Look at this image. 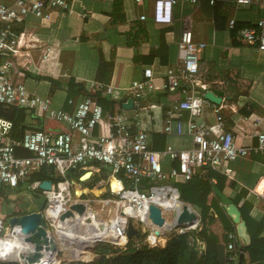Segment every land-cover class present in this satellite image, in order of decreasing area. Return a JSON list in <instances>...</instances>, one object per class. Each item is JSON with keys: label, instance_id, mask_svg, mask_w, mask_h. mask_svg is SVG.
<instances>
[{"label": "built area", "instance_id": "obj_1", "mask_svg": "<svg viewBox=\"0 0 264 264\" xmlns=\"http://www.w3.org/2000/svg\"><path fill=\"white\" fill-rule=\"evenodd\" d=\"M141 1L135 0L138 5ZM220 1L223 0H209V3ZM198 2L199 0H154L151 20L157 25H170L173 22V9L176 5L195 6ZM262 5L264 6L263 0ZM56 9L68 12L69 2L67 0H0V105L27 109L34 115L44 116L62 127L52 130H23L16 139L12 136L13 122L0 117V186L16 190L20 188V191L26 187L43 195L45 206L39 212L46 222V231L52 234L56 231L59 217L70 204L80 201L83 194L75 196L74 182L66 177V172H74L90 164H96L102 169L110 167L109 172L103 171L107 173L104 184L108 186L109 193L117 197V202H121L125 209L137 208L140 214L125 217L122 213L124 207L121 206L118 210V220L110 224L105 222L107 239L113 246L126 249L127 223L132 220L134 227H140L138 232L147 231L143 240L140 236L132 238L135 240L133 247L135 249L158 247L148 246V240L154 239L151 228L147 226V221L152 223L149 207L160 209L164 223L166 216L163 212H170L171 221L174 222L175 211H166L161 204L152 199L154 197L156 200L168 199L170 192L176 193L178 199L180 197L177 188L165 182L167 177L175 184H184L196 176L199 170L207 168L223 175H230L229 163L250 158L255 154L264 157V132L259 130L260 122L256 120L246 125L249 128H246L244 134L256 138V142L243 146L235 144L233 129L225 130V118L221 114L223 109L220 104L212 103L213 123L203 117V107L210 106L211 102L204 98L203 92H192V85L200 69L199 53L205 49L206 44L193 40L188 23L183 27L177 43L179 63L175 68L167 70L165 86L170 93L180 89L184 98L169 105V117L164 124L163 133L177 138L189 137L191 142L189 147L175 149L171 145H166L161 151L154 150L146 131L137 128L138 120L134 123L135 119L124 113L112 115L91 96H79L77 100L69 99L66 109L53 108L48 98H41L28 92L15 72V67L19 51L26 46L25 32L20 31V27L31 17L43 18ZM145 19L144 15L139 17L140 21ZM228 25L231 30L234 29V21H230ZM237 35L241 45L252 46L264 52V16L258 17L248 28L239 30ZM153 89L152 70L146 67L142 79L133 81L128 92L129 99H132L138 112L147 109L141 104ZM104 90L114 98L115 90L112 87L105 86ZM185 114L187 118H184ZM101 124L109 126V134L91 137V132ZM167 159L170 162H178V169H171L169 174L164 170ZM42 169H50L53 178L55 173L59 176L50 191L41 190L40 181L28 182L33 173ZM110 178L120 185L119 191L112 192ZM144 182L146 186L141 185L139 187L141 191L138 186ZM259 195L264 198V192ZM1 221L0 247L2 241L9 235L14 236L9 228L6 230L3 227ZM198 224L199 222L194 229L199 228ZM169 226L163 224L162 227H155L164 235L166 232L164 228ZM169 232L171 238L185 235L188 231L184 226H175ZM118 242H121L120 245ZM196 242V249L199 252L204 251V243L199 239H196ZM237 245L240 244L236 234L227 233V244L224 246L225 259L228 255L227 260L232 264L238 263V256L241 253L237 251ZM0 253H2L0 264H22L19 260H12L8 253ZM252 264H264V261Z\"/></svg>", "mask_w": 264, "mask_h": 264}, {"label": "crops", "instance_id": "obj_2", "mask_svg": "<svg viewBox=\"0 0 264 264\" xmlns=\"http://www.w3.org/2000/svg\"><path fill=\"white\" fill-rule=\"evenodd\" d=\"M68 2V12L56 9L43 18L31 17L20 27V31L25 32L26 46L19 51L15 72L28 92L48 98L55 109H66L69 99L77 100L80 96L70 93L63 85L72 79L86 91L106 93L105 86H110L115 90L114 98L106 94L113 100L125 99V103L129 99L131 83L141 80L143 70L150 67L154 89L141 104L147 109L138 112L133 104L132 109L126 110L122 103L115 115L124 113L134 118V123L138 120L137 128L146 131L154 150L161 151L166 145L175 149L187 148L191 144L189 137L166 136L163 127L169 117V105L184 98L181 92H167L165 86L167 70L179 63L177 43L183 27L188 23L193 40L206 44L199 53L200 69L192 85L197 90L192 92L211 90L222 94L220 105L225 118L224 128L227 131L233 129L236 145L255 144L256 138L244 134L249 128L246 125L251 122L259 120V130L264 132V52L241 45L237 34L235 41L238 44L234 45L228 25L234 21V24H248L240 30L248 28L258 17L264 16L262 0H223L214 4H210L209 0H199L195 6L178 4L173 9V22L167 26L157 25L151 20L154 0H142L140 5L135 0H121L123 18H117L115 23L112 22L114 0ZM141 15L146 17L145 21L139 20ZM215 60L219 72L214 69ZM49 79L63 86H53ZM226 103H233L234 107L224 106ZM212 109V103L202 109L203 117L210 123L214 122ZM184 118H187L186 114ZM40 119L45 121L41 123ZM23 120L29 131L36 128L62 129L54 121L34 115L27 109H24ZM109 132V126L101 124L91 132V137L107 136ZM229 168L230 175L214 170L226 177L228 184L224 194L213 187V197L225 211L214 189L234 205L241 195H245L241 203L246 201L251 206L249 216L259 222L264 216V198L259 195L264 192V157L255 154L247 159H238L229 163ZM104 169L90 164L76 170L78 174L89 175L85 180H80L81 175H77L78 183L84 184L78 186L81 190L85 189L82 196L92 191L87 187L92 177L96 176L100 185L104 184L108 172ZM171 169H178L177 161H165V172L169 174ZM103 171H106L105 177ZM166 181L167 184H175L168 177ZM212 182L216 183V180L213 178ZM21 196L22 192L18 190V197ZM27 198L34 205V199ZM260 237H264V231Z\"/></svg>", "mask_w": 264, "mask_h": 264}, {"label": "trees", "instance_id": "obj_3", "mask_svg": "<svg viewBox=\"0 0 264 264\" xmlns=\"http://www.w3.org/2000/svg\"><path fill=\"white\" fill-rule=\"evenodd\" d=\"M121 0H114L112 22L115 23L117 18H123ZM248 26L244 23H235L234 29L231 30L233 44L237 45L235 41V34L243 28ZM100 69V67H99ZM53 86H65L67 91L80 96L96 97L97 103L107 111L115 115L122 107L123 100H113L106 93L102 91H86L80 84H76L74 80L70 79L65 84L49 79ZM180 89H177L174 94H179ZM24 109L0 105V116L5 117L13 122L12 136L19 138L23 130L28 129L23 120ZM41 123L44 119L39 120ZM42 128H36V130ZM60 129V128H54ZM199 173L190 181L184 184H174L179 192V199L184 203L196 204L201 208V229L197 233V239L205 245V250L199 252L197 249L189 246L185 235L172 236L164 248H146L135 249L131 247V242L128 243L126 249H119L113 252L111 263L107 261L104 256L89 263V264H217L216 263V247L218 244H227V233H235V225L227 216L226 212L218 205V202L213 197V187H216L221 193L228 184V179L214 170L207 168L201 169ZM216 183L212 182V179ZM58 179L52 177V171L49 169H42L33 173L28 182L34 181H50L55 184ZM17 190H20L17 189ZM83 191V189H82ZM224 194V193H223ZM212 196V197H211ZM245 195H241L239 200L235 202L242 220L245 222L248 233L251 238L249 247H241L237 245V251L243 252L245 260L243 264H252L264 261V237L260 235L264 231V216L257 222L249 216L251 206L246 202H242ZM241 203V206H240ZM210 213L212 215L210 216ZM27 214V213H24ZM196 226V222L186 225V228L192 230ZM105 257H108L105 255ZM110 259V258H109ZM227 258L226 264H232ZM72 264H84L73 262Z\"/></svg>", "mask_w": 264, "mask_h": 264}, {"label": "water", "instance_id": "obj_4", "mask_svg": "<svg viewBox=\"0 0 264 264\" xmlns=\"http://www.w3.org/2000/svg\"><path fill=\"white\" fill-rule=\"evenodd\" d=\"M204 98L213 104H221L222 94L211 90H202ZM123 108L130 110L133 108L132 99L126 100L123 103ZM106 171H110V167H105ZM105 177V172H103ZM83 177L80 178L82 180ZM52 183L50 181H43L40 184V189L43 191H50ZM216 195L219 197L221 203L224 205L226 214L231 217L232 222L235 225V234L237 241L241 247H249L251 244V238L248 233L245 222L242 220L240 212L237 210L232 201L219 193L217 189H214ZM181 202V201H180ZM182 203V202H181ZM183 204V203H182ZM183 210L180 214L176 212L173 214L175 226H184L186 221L196 222L200 221L201 208L196 204H183ZM150 219L152 223L157 227H162L164 219L161 217V211L159 208L154 206L149 207ZM189 210L191 212H189ZM88 205L83 201H74L70 204L69 208L59 217L56 224V229L63 232L78 233L79 235L84 234L87 229H91L94 234H104L106 231V223L100 221H94L88 214ZM188 222V223H189ZM172 227V228H173ZM8 228L10 233L17 235L20 239H23L29 244L26 253L19 251L17 253L18 260L22 264H36L44 254L52 247L49 234L46 231L47 225L41 212L23 214L21 216H15L8 218ZM171 228V229H172ZM83 229V230H82ZM4 234V233H3ZM125 237L128 241L132 238H139V232L135 229L133 221L129 220L127 223V230ZM245 260L244 253H240L238 256V263L242 264ZM216 263L226 264L225 262V247L223 244H218L216 247Z\"/></svg>", "mask_w": 264, "mask_h": 264}, {"label": "rangeland", "instance_id": "obj_5", "mask_svg": "<svg viewBox=\"0 0 264 264\" xmlns=\"http://www.w3.org/2000/svg\"><path fill=\"white\" fill-rule=\"evenodd\" d=\"M189 6H192V5H189ZM214 63H215L214 69H216L219 72L216 60ZM192 90H197V88H193ZM26 114L31 115L28 112H26ZM30 118H32V116H30ZM27 122H29V121H27ZM168 161L169 160L167 159L166 163ZM77 175L79 176V175H83V174L82 173L78 174L76 172V170L74 172H69V171L66 172V177L70 181L74 182L73 187L75 188L74 192H75L76 197L80 196L83 193L82 190L78 186L82 187L84 185L82 183H78ZM108 175H110V173H108ZM55 178L59 179V176L56 173H55ZM90 181H92V182L87 187H88V189L92 190L91 191L92 193L90 192V193H87L86 195L82 196L80 198V201H83V202L88 204L89 214L94 221L109 223V221L111 220V216H114L113 215L114 212L115 211L117 212V210L121 207V204H119V202L117 203V201H118L117 197H115L113 195L111 196V194L109 193V190H108V186H106V184L100 185V179H98L96 176L92 177L90 179ZM166 183H167V181H166ZM144 184H146V182L140 184L138 186V189L141 190L139 187L141 185H144ZM94 188H98V189H94ZM83 190H85V189H83ZM93 191H96V193H93ZM21 192H22V196L24 197L25 200L23 199L22 196L18 197V190H16V189L9 190V189L0 188V220H2L1 222L3 224V227L6 230H8V218L15 217V216H21L24 213L29 214V213L39 212L40 209H42L45 206L44 196L41 195L40 193L33 192V191L27 189L26 187H23ZM27 196H30L34 199V205L29 202ZM107 200L111 201L112 203L109 205L110 202ZM106 204H107V206H106ZM122 207H124V206L122 205ZM124 209H125V207H124ZM124 212H125L124 214H128L131 211H129V210L126 211V209H125ZM125 217H127V216L125 215ZM168 219H169V221H171V213H169ZM168 224H170V223H168ZM135 229L138 231V230H140V227H137V228L135 227ZM167 229H168L167 233H170L169 231L171 228L167 227ZM200 229H201V227L194 229V230L186 229L188 231L185 234V236L187 238L186 240H187L189 246H192L195 249L197 248V244H196L197 243L196 242L197 233L199 232ZM146 234H147V231H143V230L139 231V236L142 240L144 239ZM81 235H83V234H81ZM1 237H3V236L1 235ZM49 237H50L51 241L55 244L49 250L50 253H55V255H56V259H55L56 261L54 264H72L73 262L89 264V263L99 259L101 256H104V258L111 263V260L113 258L112 257L113 252L121 249V248H119V246H113L107 238H103L105 240L95 241L91 246H87V247H85L86 246L85 244H81V243L78 245H75L74 249H73V253L72 252L69 253V251L67 250V247L60 240V237L56 234V231H55V235H54V233H52V234L49 233ZM153 237L156 238L154 235H153ZM169 238H170V236L167 238V240H169ZM153 240L154 239H150L148 241L152 242ZM129 242H131V244H132L131 247L135 244V240L131 239L130 241H128V243ZM128 243L126 244V246L128 245ZM159 243H161L162 247H165V244H166L165 242L161 241ZM153 248H156V247H153ZM105 255L108 257H105ZM57 256H58V258H57ZM113 256H115V255H113Z\"/></svg>", "mask_w": 264, "mask_h": 264}, {"label": "bare ground", "instance_id": "obj_6", "mask_svg": "<svg viewBox=\"0 0 264 264\" xmlns=\"http://www.w3.org/2000/svg\"><path fill=\"white\" fill-rule=\"evenodd\" d=\"M224 106L234 107V104L233 103H226V104H224ZM83 175L80 176V177H83L82 180H85V179H87L89 177L88 174L84 175V176ZM120 188L121 187L116 182V180H114L113 178H110V189L112 190V192L115 193V192L119 191ZM123 198H125V196H123ZM128 200L131 202L130 198H128ZM152 200L158 202L159 204H161L165 208L166 211H175L177 213V212H179V211L181 212L183 210L182 206H184V205L180 202V200L177 198L176 193H174V192H170V196H169L168 199H160V198H158V200H156V197H154ZM109 202H110L109 203V205H110L112 202L111 201H109ZM118 210H117V212L116 211L114 212V214H113L114 216H111V220L109 221L108 224H110L112 221L115 222V220H118V218H119ZM124 210L125 209H122L123 216L126 215L127 217H129V216H135L136 214H140V211L137 208H135L134 210L127 209V210L131 211L128 214H124L125 213ZM189 212H191V211L189 210ZM119 213H120V211H119ZM163 213L166 216L164 225L166 226V224H167V225H170L169 226L170 228L173 227L172 221L167 220L168 217H169V213L170 212H163ZM88 214H89V212H88ZM188 222L189 221L187 220L186 221L187 225H190V224L194 223V222H192V223L191 222L188 223ZM168 223H170V224H168ZM147 226L151 228L152 234L156 237V238H154V240L152 242L148 241L149 242L148 246L149 247L150 246H158L160 248H164V247L161 246V243H159V242L162 241V242L166 243L167 238L170 236V233H167L168 229L164 228L166 230V232L163 235L161 233V231L158 230L157 227H155V225L153 223H150V222L147 221ZM73 232H74V230L72 232H66V231L63 232V231H60V230L56 229V234L60 237V240L67 247V250L69 251V253L70 252L73 253L74 246L78 245L80 243L81 244H85L86 245L85 247H87V246H91L95 241H98L100 239L105 238V236H106V238H108L107 233L94 234V233H92L91 229H87L86 231H84L85 232L84 234H86V235H79L78 233H73ZM54 235H55V232H54ZM120 243L121 242H118V245H120ZM53 245H55V244L52 242V246ZM165 246H166V244H165ZM28 247H29V244L27 242H25L23 239H20L17 235H14V236L9 235L1 243L0 250H3V251H0V252L8 253V255L11 257L12 260L17 261L18 260L17 253L19 251H21L22 253H26L27 250H28ZM46 256H48V257H46ZM57 258H58V256H57ZM55 259H56L55 253H50L48 251V253L44 254V256L40 260H38V262L36 264H54L55 261H56Z\"/></svg>", "mask_w": 264, "mask_h": 264}, {"label": "clouds", "instance_id": "obj_7", "mask_svg": "<svg viewBox=\"0 0 264 264\" xmlns=\"http://www.w3.org/2000/svg\"><path fill=\"white\" fill-rule=\"evenodd\" d=\"M180 200V199H179ZM181 201V200H180ZM182 202V201H181ZM183 204H187V203H184V202H182ZM0 255H2V253H0Z\"/></svg>", "mask_w": 264, "mask_h": 264}]
</instances>
